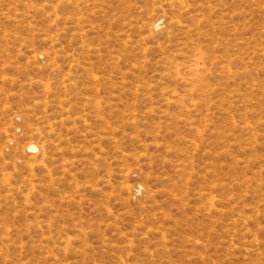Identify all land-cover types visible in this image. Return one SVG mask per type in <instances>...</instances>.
<instances>
[{"label":"rangeland","instance_id":"374dc122","mask_svg":"<svg viewBox=\"0 0 264 264\" xmlns=\"http://www.w3.org/2000/svg\"><path fill=\"white\" fill-rule=\"evenodd\" d=\"M0 264H264V0H0Z\"/></svg>","mask_w":264,"mask_h":264},{"label":"bare ground","instance_id":"6f19581e","mask_svg":"<svg viewBox=\"0 0 264 264\" xmlns=\"http://www.w3.org/2000/svg\"><path fill=\"white\" fill-rule=\"evenodd\" d=\"M164 17L163 16H158L156 17L153 21L148 22V25L150 27V30L153 33H157L160 30H162L163 28V24H164ZM35 150H37V144L35 143H29L26 148L25 151L31 153L34 152ZM40 152H41V156L45 157V152H44V146L40 147ZM136 190V189H135Z\"/></svg>","mask_w":264,"mask_h":264}]
</instances>
